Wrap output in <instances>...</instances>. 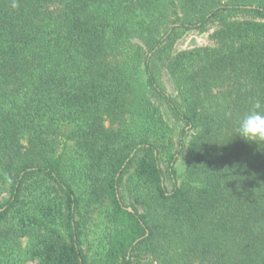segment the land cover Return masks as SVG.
Returning a JSON list of instances; mask_svg holds the SVG:
<instances>
[{
  "label": "trees",
  "instance_id": "trees-1",
  "mask_svg": "<svg viewBox=\"0 0 264 264\" xmlns=\"http://www.w3.org/2000/svg\"><path fill=\"white\" fill-rule=\"evenodd\" d=\"M256 100L264 0H0V264H264Z\"/></svg>",
  "mask_w": 264,
  "mask_h": 264
},
{
  "label": "rangeland",
  "instance_id": "rangeland-1",
  "mask_svg": "<svg viewBox=\"0 0 264 264\" xmlns=\"http://www.w3.org/2000/svg\"><path fill=\"white\" fill-rule=\"evenodd\" d=\"M200 40L199 37H197ZM183 164L179 163L178 167L181 171ZM170 186L169 182H166ZM106 208L104 205L95 207L87 214L82 236L83 247L89 251L99 249L108 237V224L106 221ZM34 264V263H30Z\"/></svg>",
  "mask_w": 264,
  "mask_h": 264
},
{
  "label": "clouds",
  "instance_id": "clouds-1",
  "mask_svg": "<svg viewBox=\"0 0 264 264\" xmlns=\"http://www.w3.org/2000/svg\"><path fill=\"white\" fill-rule=\"evenodd\" d=\"M234 134H239L245 141L264 143V102H253L249 112L236 124Z\"/></svg>",
  "mask_w": 264,
  "mask_h": 264
},
{
  "label": "water",
  "instance_id": "water-1",
  "mask_svg": "<svg viewBox=\"0 0 264 264\" xmlns=\"http://www.w3.org/2000/svg\"><path fill=\"white\" fill-rule=\"evenodd\" d=\"M128 209L132 211V208L131 207H128Z\"/></svg>",
  "mask_w": 264,
  "mask_h": 264
}]
</instances>
